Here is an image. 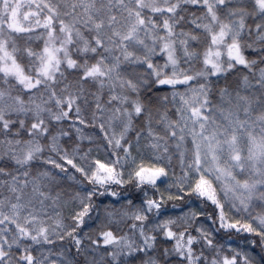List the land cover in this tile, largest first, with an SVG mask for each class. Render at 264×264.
I'll return each instance as SVG.
<instances>
[{"label": "snow or ice", "instance_id": "6c2138e0", "mask_svg": "<svg viewBox=\"0 0 264 264\" xmlns=\"http://www.w3.org/2000/svg\"><path fill=\"white\" fill-rule=\"evenodd\" d=\"M187 5L206 9L203 16L193 14L192 23L203 30L208 41L202 53V70L193 74H189L191 68L179 67L177 57V44L183 48L186 60L201 55L189 51V41H198L200 37L175 32L177 24L184 19L178 10L183 11ZM25 8L35 10L23 11ZM157 14L162 17L161 23L153 19ZM249 19L251 25L246 23ZM202 20L208 22L201 23ZM37 29L42 30L39 35ZM82 29L91 39L85 38ZM244 32L249 37L255 35L254 43L260 45L257 54L264 53V0H0V264H56L51 260L50 250L47 256L32 254L33 245L54 244L52 237L70 241L78 255L86 251L81 232L86 222L93 219L92 213L98 207L95 199L120 197V192L110 189L132 183L144 193L141 203L135 205L129 200L130 211L118 213L120 221L111 220L117 213H107L117 231L124 220L131 219L132 235L118 236L113 230H106L92 240L84 233L93 250L112 248L107 256L113 264H128L129 259L137 257L142 264H160L161 257L150 254L155 251L160 233L166 240L174 241L171 249H164V264L171 257L178 258L181 264H252V257L243 251L231 249L230 257L223 255L224 247L215 244L212 238L213 232L234 231L257 237L258 244L255 239L249 243L264 249V212L253 216L251 211L257 202L264 206V67L257 69L258 75L252 71L258 63L264 64V55H260L259 61L246 58L244 52L253 44L244 42ZM18 34L25 38L24 46L17 45ZM177 36L184 38L177 41ZM34 38L43 39L41 51L30 46ZM149 38L151 44L146 42ZM70 46H75L83 62L71 57ZM157 49L166 56L163 65L152 62ZM117 51L119 55L114 54ZM24 60L27 64L21 63ZM145 64L151 70L148 75L155 77L151 83L156 87H171L172 99L179 98L180 105L176 109L179 119L166 123V136L154 134L149 115L146 147L152 154L147 157L139 149L133 155L127 139L133 119L147 111L140 93L148 81L135 72L136 66ZM122 65L131 67L132 71L125 74L127 70ZM62 66L81 73L78 85L92 81L100 89L107 87L111 93L106 104L93 94L92 118L101 120L98 126L106 141L103 160L91 157V149L79 156V149L69 153L60 146L59 136H51L49 145L40 143V138H47L49 132L46 117L61 121L74 111L79 123H85L79 101L84 105L89 101L83 88L78 86L75 93L69 92L67 86L59 93L56 91V84L64 75ZM237 66L248 69L255 80L252 84L249 76H244L245 90L258 88L260 95L253 100L249 95H241L239 90L233 94L222 89L219 102L214 104L209 99L211 78ZM169 67L170 74L166 71ZM192 82H196L195 87ZM178 86H186V91H176ZM16 88L26 90L28 99H23L21 94L14 95ZM52 104L56 111L50 107ZM257 107L259 114L254 116ZM105 113H108L106 118ZM13 116L17 119H12ZM20 116L34 122L26 128ZM113 121H119V133ZM16 124L31 138H16L20 136V130L12 131ZM257 130L259 137L253 134ZM142 131L137 132V143ZM60 135L67 133L62 131ZM189 136L191 147L181 151ZM169 139L176 141L181 158V175L176 177L181 195L177 197H165L157 186L162 177L168 176L160 164L167 158ZM46 148L60 162L49 156L44 163L59 169V173L43 171L33 175L32 163L42 157ZM9 164L12 167L6 168ZM66 165L91 185L90 191L82 189L67 201L63 200L62 193L53 195L52 188L56 176L67 173ZM238 175L248 178L241 181ZM186 187L188 195L214 206L213 213L205 218L216 227L209 229L201 225L194 228L196 235H192L189 229L200 215L194 211L158 223L150 221V214L154 213L151 220L163 216L166 200L183 199ZM145 189H150L153 196ZM68 203L75 207L70 222L65 223L57 209ZM226 207L228 212L244 215L250 222L233 220ZM49 208L54 215L49 213ZM180 228L183 231L173 230ZM197 244L202 247L199 254L194 250ZM208 249L215 253L211 259L204 255ZM14 252L20 254L14 255ZM92 264L97 262L93 260Z\"/></svg>", "mask_w": 264, "mask_h": 264}, {"label": "trees", "instance_id": "16d2710c", "mask_svg": "<svg viewBox=\"0 0 264 264\" xmlns=\"http://www.w3.org/2000/svg\"><path fill=\"white\" fill-rule=\"evenodd\" d=\"M249 10H251V4H248ZM35 9H23V11H34ZM206 9L202 7H197L193 5H187L185 6L183 11L178 10L179 15L183 16L184 19L180 21L179 24H177L175 28V32L178 34L180 32L188 33L191 35H196L200 37L198 41H189V51L200 53L199 58H193L191 60H186L184 57V51L183 48L177 44V57L180 60L179 67L181 69H188L191 68V72L189 74H193L196 71L202 70V53L205 51L208 41L205 39L206 34L203 32L202 29L197 28L195 24L192 23V20L195 16H203ZM221 15H223V10L221 12ZM154 20H156L157 23L162 22V17H160L158 14L153 17ZM201 23H207V20L200 21ZM247 24L251 25L252 20L249 19L246 21ZM25 27H28L29 25L25 24ZM41 29H37L36 33L39 35L41 32ZM84 36L87 39H91V35L84 31ZM161 35L163 32L160 33ZM244 37V42L253 44V47L251 49H246L244 54L246 58L249 60H257L259 61L260 55H264V53L257 54V51L260 47L258 43H254L255 41V35L253 34L252 37H249L247 32L242 33ZM184 37L177 36V41L179 39H183ZM16 43L18 46H24L25 44V38L22 34H18L16 37ZM149 44H151V40L149 38L148 41ZM33 49L37 51H41L44 47L43 39H33L30 45ZM71 50V57L73 59H77L79 62H83L80 55L76 52L75 46H70ZM131 50V49H130ZM115 55H119V52H115ZM166 56L159 52V49H157L156 55L152 57V62L154 64L163 65L165 63ZM94 62V59L91 61ZM22 64H27V61H21ZM264 67V64H257L256 69H252V71H257L258 68ZM122 69H126V73H130L132 71V68L127 65H122ZM63 70V77L60 78V82L56 84V91L59 93L61 89H64L67 86V89L69 92L75 93L77 91V87H81L84 90V96L89 101L88 105H84L82 101H79L81 103L82 112H81V118L84 119L85 123L80 124L79 121L76 118L75 112H70L69 116L61 121H56L54 119L45 118L46 124L48 126L49 132L47 134V138H40V143L42 145H49L50 144V138L51 136H59V144L63 149H66L69 153H72L74 149H79L77 155H83L85 152H88L89 149H91L90 156L97 159H104L106 156L107 149L105 148L106 141L104 140V134L99 128V123H101V120L97 119L93 121V112L95 109V98L94 95H98L100 97V102L102 104H106V101L108 100V97L111 93H109L107 87L104 89H100V86L98 83H94L92 81L84 82L83 84L78 85L79 77L81 73H79L77 70L74 69H67L66 66H62ZM151 70L147 69V65L143 66H136L135 72L136 74L142 76L143 79L148 81V86L142 87L141 89V99L143 100L144 104L147 106V111L141 115L140 117H135L133 119V127L129 131L127 139L131 142L132 145V152L133 155L137 154V149L145 156L151 155V151L146 147V145L149 143V140L147 137L148 132V118L149 115L151 117V129L156 135L160 136H166V123L168 121H177L179 119V113L176 111L179 105V98H177L176 101H173L172 99V91L173 89L171 87H156L151 83L152 80L155 79L154 76H149L148 73ZM166 71L170 74L171 68L169 67L166 69ZM2 75V74H0ZM258 75V71H257ZM249 76V80L252 84H255V80L251 77L249 70L245 69L243 66H237L235 69H233L230 72H227L219 77H212L211 78V91L209 93V99L213 101V103L219 102V96L220 91L222 89H227L230 93L235 94L237 90L240 91L241 95H249L253 100H255L256 96L260 95V91L258 88L248 89L245 90L244 88V82L243 77ZM202 83L203 80H200ZM13 84H15V81H12ZM193 86H196V82H192ZM43 91V89H41ZM176 91L184 92L186 91V86H178ZM255 93V95H253ZM13 94H21L22 98L27 100L28 94L26 93V90L21 91V89L16 88L13 90ZM165 96L168 97L167 100L163 99ZM47 99V95L44 97ZM50 107L53 108V111H56L55 105L52 104ZM106 107L111 108V105H106ZM260 109L257 107L256 111H254L253 115L256 116L259 114ZM99 116V113H97ZM108 113H105V118L107 117ZM162 117H167V119H162ZM12 119H17L16 116H13ZM19 119L25 120L26 128L30 127L31 123L34 121L31 118H26L24 116H20ZM113 127L115 128V131L119 133L121 129V125L119 124V121H113ZM191 127V125H189ZM79 129V132L77 131ZM17 130H20L19 124H16L12 131L16 132ZM143 130V131H142ZM66 132L67 135H60L61 132ZM142 135L139 140V143H137V132H141ZM178 135L179 131L177 130ZM257 137H259V131H255L253 133ZM18 139L22 140H28L31 137L28 135L26 130H20V136L16 137ZM191 137L186 138V142L184 145V148L181 149V151L185 150L186 148L191 147ZM163 143V141H162ZM175 140L169 139L168 145H169V152L166 154L165 159L162 160V163L160 166H164L166 170L168 171L167 177H162L158 182L157 186L159 188V191L164 194L165 197L171 195L173 197L180 196L181 193L177 191V181L176 177L181 175V163H180V155L179 152L176 150L175 147ZM246 143V142H245ZM51 156L53 159H57L58 162L59 159L56 156L55 153H52L45 149L43 152L42 157L34 161L32 163L31 171L33 172V175L37 174L38 172L43 171H50L53 175H56V173H59V169H53L51 165H47L44 163V161ZM147 162V160H146ZM77 163H79V160H77ZM12 166L9 164L6 166V168H11ZM68 171L67 173H62L58 176H56L55 181L52 184L53 188V195H55L57 192L63 194V200L67 201L69 199V196L72 194H75L77 192H81L82 189L91 190V185L88 184V182L80 175V173H77L74 169L71 168V166H67ZM235 174V173H234ZM71 177H75V179H72ZM247 175H238L237 179L243 181L244 179H247ZM127 179V177H125ZM111 191H117L121 193L120 197H112V196H104V197H98L95 199L94 203L98 205V207L93 211L92 213V220H89L86 222V224L83 226L81 237L83 239V245L86 251L81 252L79 255L75 252L74 246L71 245V242L68 240L59 241L56 239V237H52L54 240V244L48 245H33V248L35 249L32 254L34 256H39L41 253H43L45 256L49 254V250L53 255L51 256V260H55L56 264H61V261H67V264H92V261L95 260L97 264H113L111 261V258L107 256L108 252L112 251L111 247L104 248L100 247L95 250H93V246L90 243V240L86 237H84V233H88V235L91 237L92 240H95L97 236L102 232L106 230H113L114 233L118 236H123L125 234L130 233L129 227L132 224L131 219L124 220L123 223L120 224V230L117 231L115 226L110 223V219L107 216V213H117V215H114L111 217V220L120 221L121 217L118 215V213L129 210L127 208L128 201L131 200L135 205H139L141 201L144 199V193L141 191H138L135 184H125L123 187L120 186H113ZM264 190V189H262ZM145 191L148 192L149 196H153V192L150 189H145ZM184 197L183 199H171L166 200V203L163 208V216L159 217L157 220H151V217L153 214H150V221L152 223H158L164 219H167L168 217L177 218L180 216H184L185 213H191V212H197L199 213V217L192 223V228L189 229L192 235H196V232L194 231V228L200 227L203 225L205 228H212L216 227L211 224L209 220H207L205 217L208 214L213 213L214 206L211 205L210 202L205 203L202 199L197 198L196 196L188 195V188L186 187L184 189ZM50 203V202H49ZM75 207L74 204L68 203L67 206H64L62 208H59L57 210L61 211L62 215L64 216L65 223L70 222V217L73 214L72 209ZM226 212H228V209L226 207ZM252 214L255 216L257 213L264 212V206H261V202H257L253 205ZM49 213L54 215V212L52 208H49ZM228 215L233 220H240L243 222H250L248 217L244 215H236L235 212H228ZM215 216L213 215V219ZM179 223H183V221H178ZM151 226V224H149ZM174 231H183V228H180L179 230L173 229ZM155 234V233H153ZM212 238L215 244L222 245L225 249L223 255L231 256L232 252L231 249H236L239 251L246 252L250 257H252V264H264V249H262L259 246H254L249 243L251 240H257L258 244V238L255 236H251L248 234H236L233 232H224L220 231L219 233H212ZM102 244V241L100 242ZM174 246V241L172 240H166L163 237V234L160 233L157 236V241L155 245V251L150 253L153 256L161 257L160 264H164L163 260V252L164 249H171ZM194 250L197 252V254L200 253L202 250L201 245L197 244L194 245ZM14 255H19L20 253H13ZM204 255L207 256L209 259L213 258L215 255L214 251L212 249H208L204 252ZM128 264H142L141 258L137 257L136 259H129ZM167 264H181V261L176 257H171L168 259Z\"/></svg>", "mask_w": 264, "mask_h": 264}, {"label": "rangeland", "instance_id": "374dc122", "mask_svg": "<svg viewBox=\"0 0 264 264\" xmlns=\"http://www.w3.org/2000/svg\"><path fill=\"white\" fill-rule=\"evenodd\" d=\"M125 235H129V236H131L132 235V233H128V234H125ZM124 236V235H123Z\"/></svg>", "mask_w": 264, "mask_h": 264}]
</instances>
